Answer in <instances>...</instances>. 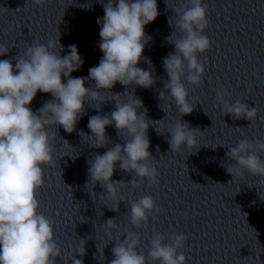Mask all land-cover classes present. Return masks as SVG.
I'll list each match as a JSON object with an SVG mask.
<instances>
[{
	"label": "clouds",
	"instance_id": "obj_1",
	"mask_svg": "<svg viewBox=\"0 0 264 264\" xmlns=\"http://www.w3.org/2000/svg\"><path fill=\"white\" fill-rule=\"evenodd\" d=\"M33 2L42 5L46 0ZM99 2L104 9L103 18H97L100 25L99 49L103 56L97 66L89 68L87 77H72L71 73L79 70L84 61L75 44L68 46L67 55H60L64 46L60 43L59 31L57 38L50 39L46 45L29 44L24 56L15 58L14 66L9 59L0 60V264H56V258L62 255L54 239L55 221L39 211L37 194L45 186L44 167L54 162L52 141L58 132L57 126L63 127L67 133L75 131L78 121L86 114V101L106 103L100 90L111 93L115 108L109 113L89 117L87 127L91 135L82 130L78 134L94 138V148L110 143L106 133L108 126L114 125L119 137L125 134L129 138L123 144L115 143L103 155L95 154L88 161L89 182L93 186L96 183L102 186L108 204L114 205L109 207L110 210L116 212L119 211L120 201L128 203L121 189L126 185H130L131 189L141 186L136 179L128 183L114 181L112 177L117 163L122 171L134 173L141 181L146 179L149 185L158 183L159 173L151 164L154 157L149 151L148 137L150 122L155 121L147 118V109L135 96L134 90L132 98L126 102L120 100L132 85L150 89L156 83L152 71L138 67V64L144 59L145 46L151 39L145 32V26L159 15L157 0ZM174 11L178 17L176 28L182 35L173 39L174 29L166 38L174 46V52L163 59L168 79L163 90L159 91V99L162 100L167 93L180 115L184 116L194 110L188 100L184 80L198 86L205 74V66L198 59V54L208 51L211 46L205 34L209 24L208 7L202 0H185ZM8 51L9 48L0 46V56ZM146 62L150 69L154 67L150 60ZM88 81H94V89L85 86ZM117 82L125 87L124 93L111 91ZM38 91L50 93L53 99L44 102L34 112L29 106ZM227 95V88L221 86L217 90V102L225 115L249 121L257 116L255 107L250 108L240 99L229 103L225 100ZM140 109L144 110L141 112ZM54 127L55 132H51ZM156 131L162 135L157 128ZM168 132L170 150L179 151L195 147L197 136L202 131L178 120ZM156 151L159 152L158 146ZM262 154L264 140L244 139L226 153L235 166H222L233 178L247 171L264 179ZM129 210L128 219L138 229L148 222L152 212L158 213L160 208L152 195H142L130 202ZM118 227L116 219H108L103 224L109 237ZM124 234L126 238L116 241L111 250L114 258L110 264H148L149 259L159 264H186V257L181 251L188 240L185 234L166 237L165 234L155 233L147 258L138 251L140 234L131 230ZM76 252L83 256L84 246ZM71 260L72 264H83V260L76 259L74 255Z\"/></svg>",
	"mask_w": 264,
	"mask_h": 264
}]
</instances>
